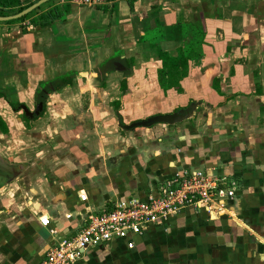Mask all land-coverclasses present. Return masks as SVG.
<instances>
[{
  "label": "crops",
  "instance_id": "obj_1",
  "mask_svg": "<svg viewBox=\"0 0 264 264\" xmlns=\"http://www.w3.org/2000/svg\"><path fill=\"white\" fill-rule=\"evenodd\" d=\"M55 4L66 22H0V264H40L51 229L198 170L240 185L224 212L78 264H264V0Z\"/></svg>",
  "mask_w": 264,
  "mask_h": 264
},
{
  "label": "built area",
  "instance_id": "obj_2",
  "mask_svg": "<svg viewBox=\"0 0 264 264\" xmlns=\"http://www.w3.org/2000/svg\"><path fill=\"white\" fill-rule=\"evenodd\" d=\"M75 1L87 6L97 3V0ZM240 188L233 178L207 170L178 174L146 199L132 196L89 213L73 233L58 237V232L51 229L55 240L40 264H78L88 252L109 244H125L128 250H134L136 238L150 226L165 223L189 208L216 216L226 210L227 202L239 197ZM86 200L87 196L81 194V201ZM40 223L45 228L52 224L49 216Z\"/></svg>",
  "mask_w": 264,
  "mask_h": 264
},
{
  "label": "trees",
  "instance_id": "obj_3",
  "mask_svg": "<svg viewBox=\"0 0 264 264\" xmlns=\"http://www.w3.org/2000/svg\"><path fill=\"white\" fill-rule=\"evenodd\" d=\"M55 1L56 0L49 2L48 4L39 8L41 12L39 16L37 17V19L33 20V23H32L33 25H40L42 27H48L55 23H64L67 21L68 16L71 14V11H72L71 5L66 4V5L60 6V5H56ZM31 5H33V3L29 5H24L21 0H0V16L8 17V16L15 15L17 13L24 11ZM34 14H36V12L18 21H25L31 15H34ZM15 22L16 21L9 22V23H15ZM160 56H161V59L163 60L164 66L169 68L170 67L169 57L162 52L160 53ZM172 64L174 67H177L179 65V63H176L175 61L172 62Z\"/></svg>",
  "mask_w": 264,
  "mask_h": 264
},
{
  "label": "water",
  "instance_id": "obj_4",
  "mask_svg": "<svg viewBox=\"0 0 264 264\" xmlns=\"http://www.w3.org/2000/svg\"><path fill=\"white\" fill-rule=\"evenodd\" d=\"M52 1H54V0H40L37 3L31 5L30 7H28L27 9H25L24 11H22L20 13H17L15 15L8 16V17H1L0 16V22L9 23V22L21 20V19L25 18L26 16L32 14L33 12L37 11L42 6L48 4L49 2H52Z\"/></svg>",
  "mask_w": 264,
  "mask_h": 264
}]
</instances>
